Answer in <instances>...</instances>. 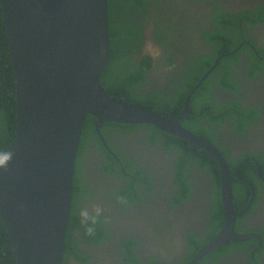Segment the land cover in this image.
I'll use <instances>...</instances> for the list:
<instances>
[{"label": "flooded vegetation", "instance_id": "obj_1", "mask_svg": "<svg viewBox=\"0 0 264 264\" xmlns=\"http://www.w3.org/2000/svg\"><path fill=\"white\" fill-rule=\"evenodd\" d=\"M170 1L173 4L166 7L165 0H147L150 5L141 24L142 38L131 54L138 61L145 55L151 56L152 63L147 68L146 80L136 85L137 91L145 95L156 93L159 98L169 95L173 99L178 95L179 87L192 81L189 76L196 68L197 57L211 55L218 49L205 38L206 34L220 28L232 32L237 41L231 52L218 54L214 61L220 58L218 65L207 77L210 84L208 102L215 101L218 108L214 111L213 106L202 105L205 98L196 97L197 106L202 102L203 110L195 114L189 105V112L183 118L188 113L196 115L198 120L193 119L190 124L198 129L205 128L211 140L204 138L216 142L222 154L228 152L238 163L233 174L249 185L251 197L238 210L243 215L237 218L235 233L249 234L250 238L240 242H249L248 246L231 247L216 259L208 257V253L195 264H264V18L255 11L264 0ZM223 11L241 13L236 16L241 26L233 31L234 28L219 23L215 17L225 14ZM245 12L248 13L243 14ZM157 34H162V41ZM227 54L237 58L230 63L235 82L233 88L220 84L223 68L219 65ZM252 69L256 71L252 73ZM193 90L187 95L190 100L195 94ZM228 104L232 105L228 108L231 112L219 122L218 119L224 118L227 112L220 107L225 108ZM205 111L209 116L203 115ZM250 112H257L258 116L252 118ZM237 123L245 124L243 131L235 130ZM95 131L96 135L92 133L85 137L80 145L79 169L87 184L78 202L90 214L95 206L104 209L97 229L106 233L103 238L90 243L75 226L74 234L83 255L71 254L69 263L149 264L156 259L158 264H189L208 243L189 259L193 249L191 235L203 240L211 224L209 204L214 196L211 174L196 165H189L186 176L192 190L187 198L170 203L172 194L178 190L173 183L177 159L174 146L165 149L164 138L159 133L153 134V129L148 126L133 128L128 123L107 121L100 127V133ZM127 162L131 172L126 170ZM249 162L256 172L252 178L238 174L239 168ZM109 165L115 171L110 170ZM139 169L150 176L154 185L152 191L134 174ZM130 178L133 179L132 190H137L142 199L133 194L136 199L130 202L122 193ZM242 190L243 186L240 194ZM128 241H134L131 250ZM129 252L132 256L128 259ZM187 258L189 260L185 262Z\"/></svg>", "mask_w": 264, "mask_h": 264}, {"label": "water", "instance_id": "obj_2", "mask_svg": "<svg viewBox=\"0 0 264 264\" xmlns=\"http://www.w3.org/2000/svg\"><path fill=\"white\" fill-rule=\"evenodd\" d=\"M1 6L16 73L17 129L12 143L0 149V157L11 153L7 169L0 168V213L18 264L63 263L88 115L96 118L99 133L107 121L149 123L188 139L217 159L224 223L189 264L229 242L250 238L235 233L243 213L235 209L227 159L215 144L180 123L189 112L190 97L182 112L165 116L114 98L103 87L101 78L111 54L109 0H1Z\"/></svg>", "mask_w": 264, "mask_h": 264}, {"label": "trees", "instance_id": "obj_3", "mask_svg": "<svg viewBox=\"0 0 264 264\" xmlns=\"http://www.w3.org/2000/svg\"><path fill=\"white\" fill-rule=\"evenodd\" d=\"M149 5L150 4L147 2V0H109V31L111 54L109 63L102 75L101 82L107 93L114 98L152 109L165 116L177 115L180 111L183 110L187 95L191 92L192 89L195 88L204 73L212 66L218 54L220 52H231L235 48L237 41L235 40L232 32L220 28L213 30L209 34H206L205 38H207L209 42L215 43V47L218 49L211 52V55L203 54L197 57L196 68L192 70V73L189 76L192 81L185 87H179V89H177L178 95H176L173 99L170 98L169 95L168 97L161 96L159 98V95H157L156 93L145 95L144 93L136 90V85L146 80L147 68H149L152 63V57L145 55L143 57V60L138 61L137 59H134L131 53L134 47L139 46L140 40L142 38L141 24L143 23V20H145L146 11L149 8ZM255 11L257 12V15L261 14L260 18H264V3L260 7H257ZM223 13L225 14H217L215 17L219 23H223L228 27L234 28L233 31H235V28L237 26H241L240 24H238L239 22L236 18V16L239 17L241 13L232 14L226 13L225 11H223ZM247 13L248 12H245L243 14ZM157 37H160L158 39L162 41V34H157ZM236 60L237 58L233 54H227L226 57L222 59L219 67L223 68V73L221 74L222 76L220 79V84H222L223 86H228L231 88L235 87L230 63L231 61ZM253 69L252 73L256 71H254ZM194 91L195 94L190 100V106L193 113L196 114L203 110V107H201L202 102L199 104V106H197L195 101L196 97L205 98L202 105H205L207 103L208 105L213 106L212 108L214 111L218 108L219 105L216 104L215 101L208 102L207 94L210 91L208 78L205 79ZM231 106L232 105L228 104V106L225 108L220 107L221 110L226 109L227 112L224 115V118H222V116L221 119H218L219 122H222L225 119V116L230 114L231 110H229L228 108H230ZM193 113H188L185 118L180 120V122L183 123L184 126L194 134L207 137L211 140V135H206L205 128L204 130L202 128L198 129L194 127L193 124H190L191 120H198L196 118L197 116ZM250 113H252L253 115L252 118H256L258 116L257 112ZM203 115L209 116V113L205 111L203 112ZM235 117L239 119L238 116L235 115ZM94 121L95 117H93L92 115H88L86 117L81 143L84 142L85 137L90 136L92 133L96 135ZM113 122L115 121H111V123ZM130 126L133 128H136L138 126H148L153 129V134L159 133L164 138L165 149L169 150L173 146L177 149V159H175L173 167V183L177 186L178 190L177 193L172 194V200H170V203H178L180 200L187 198L190 194V191L192 190L191 183L187 180L186 176V170L189 168V165H196L199 169L207 170L211 174L214 195L209 204V207L211 209V224L209 226L207 237H205L203 240L197 238L195 234L191 235L190 239L193 245V249L190 253V259L198 252L201 246L209 242V240H211V238H213L221 230L224 223V211L220 197V165L217 159L210 152L197 145H193V143L186 138L160 130L149 123H144L142 125L130 124ZM244 126V123H237L235 130L243 131ZM16 129V73L9 53L6 28L3 21L2 6L0 0V149L9 146L12 143L16 135ZM152 138H154L153 135ZM211 142L216 145V142ZM223 155L227 159L233 174V170H235L238 163L229 156L228 152L223 151ZM108 157L112 162H115L112 156ZM79 163L80 151L76 163L71 203V217L65 239L62 264H70L69 258L71 254L76 257L83 255L78 247L77 236L74 234L75 226L81 229L82 236L87 242L90 243H95L98 239L103 238L104 234L106 233L105 230L97 229V225L102 221V217L98 220L97 224L95 225V231L91 235L87 234L86 226L81 223L80 211L82 210V208L79 205L78 197L81 192L85 191V185L87 183L81 178L82 174L79 169ZM125 167L127 171L131 172V170L129 169V162L125 163ZM108 168L112 171H115V169H113L114 167L110 165ZM254 168L255 167L251 162L244 163L239 168L238 174L252 178L254 177V174H256ZM141 172L142 170L139 169L137 172H134V174L139 178V180H142V183H145L149 191H152L154 185L150 179V176L142 174ZM232 180L235 209L238 211L243 208V203H245L248 198L251 197V189L249 185L242 183V181L236 178L234 174L232 176ZM132 183L133 179L130 178L128 184H126L122 188V193L128 198L130 202L136 199L133 194L137 196V199H142L137 190H132ZM242 186L243 190L240 194L239 192L241 191ZM133 242L134 241H128L127 246H129V250H131L130 246ZM248 243L249 242H231L228 245H223L222 248L219 247L213 252H210L208 257L216 259L219 254L226 252V250H228L229 248H243L245 246H248ZM131 252H129L130 254L127 256L128 259L132 256ZM11 254V239L0 213V264H18L17 258L11 256ZM189 259L187 258L185 262ZM151 263L158 264V261L156 259H152Z\"/></svg>", "mask_w": 264, "mask_h": 264}, {"label": "clouds", "instance_id": "obj_4", "mask_svg": "<svg viewBox=\"0 0 264 264\" xmlns=\"http://www.w3.org/2000/svg\"><path fill=\"white\" fill-rule=\"evenodd\" d=\"M11 159V153L0 157V168L7 169V161ZM104 209L100 206H95L92 213L86 209L80 211L81 223L86 226L87 234L91 235L95 231V225L102 217Z\"/></svg>", "mask_w": 264, "mask_h": 264}, {"label": "rangeland", "instance_id": "obj_5", "mask_svg": "<svg viewBox=\"0 0 264 264\" xmlns=\"http://www.w3.org/2000/svg\"><path fill=\"white\" fill-rule=\"evenodd\" d=\"M171 4H173V1L165 0L164 6L167 7V5H171Z\"/></svg>", "mask_w": 264, "mask_h": 264}]
</instances>
